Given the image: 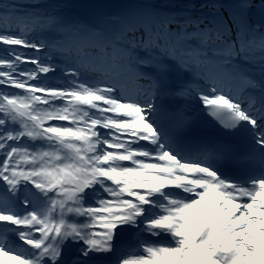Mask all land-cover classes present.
<instances>
[{"label":"snow or ice","instance_id":"obj_1","mask_svg":"<svg viewBox=\"0 0 264 264\" xmlns=\"http://www.w3.org/2000/svg\"><path fill=\"white\" fill-rule=\"evenodd\" d=\"M0 44V264H264V0L90 21L0 0ZM166 101L197 102L252 165L227 171L237 149L191 144L183 114L165 127Z\"/></svg>","mask_w":264,"mask_h":264},{"label":"trees","instance_id":"obj_2","mask_svg":"<svg viewBox=\"0 0 264 264\" xmlns=\"http://www.w3.org/2000/svg\"><path fill=\"white\" fill-rule=\"evenodd\" d=\"M140 2L139 0H19L21 4L55 5L65 15L84 21L85 16L92 19L98 12H113Z\"/></svg>","mask_w":264,"mask_h":264},{"label":"bare ground","instance_id":"obj_3","mask_svg":"<svg viewBox=\"0 0 264 264\" xmlns=\"http://www.w3.org/2000/svg\"><path fill=\"white\" fill-rule=\"evenodd\" d=\"M166 108H168V110L166 111H162L159 116H158V120L160 121L161 124H163L165 127L167 126L169 120H168V115L173 114L172 109H178L179 111H183V112H189L192 110V108L196 105H199L197 102H176V101H166ZM0 187H2V185H0ZM9 239L14 241L15 243L19 244V241L15 240V236L10 235ZM121 241L122 242H127V243H135V241L133 240L132 236H123L121 237ZM69 251H71V249H69Z\"/></svg>","mask_w":264,"mask_h":264},{"label":"rangeland","instance_id":"obj_4","mask_svg":"<svg viewBox=\"0 0 264 264\" xmlns=\"http://www.w3.org/2000/svg\"><path fill=\"white\" fill-rule=\"evenodd\" d=\"M140 1V0H139ZM162 2H167V0H162ZM174 2H178L179 3V5H180V7H185V6H187V5H189V4H195V3H198V0H174ZM138 3V2H137ZM96 15V14H95ZM259 15H260V13H259V9L257 8V9H254L253 10V17L255 18V19H258L259 18ZM50 37H53L54 38V34H52V33H49L48 34ZM9 46H5V45H3V44H0V54H2V53H4L5 51H6V49L8 48ZM24 51H27V52H29V54H31V50H24ZM22 67H23V65H22ZM27 67H32V65H27ZM52 74H49V76H51ZM54 82H56V83H59V82H61L60 81V79H59V74H57V77H56V79H55V81ZM6 91H21V90H14V89H6ZM125 236H126V233H125Z\"/></svg>","mask_w":264,"mask_h":264}]
</instances>
